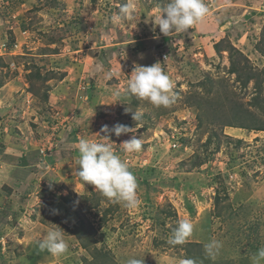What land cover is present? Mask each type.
<instances>
[{"label":"rangeland","instance_id":"374dc122","mask_svg":"<svg viewBox=\"0 0 264 264\" xmlns=\"http://www.w3.org/2000/svg\"><path fill=\"white\" fill-rule=\"evenodd\" d=\"M125 2L138 6L134 29L110 21ZM166 3L0 0V264H179L188 252L195 264H252L264 247V134L242 128L264 129V89L257 97L254 81L244 88L228 72V53L214 49L229 36L261 70L254 45L264 40V0H204L201 24L164 36L154 17ZM155 63L174 81L170 107L113 95L134 66ZM36 71L48 78L33 82L37 97L26 82ZM138 109L154 123L145 132L132 119ZM116 123L136 128L143 142L129 154L120 144L131 133L110 136L137 179V210L107 202L75 172L79 140L104 142L102 126ZM181 219L191 220L193 233L183 247L171 246ZM80 220L85 248L70 231ZM57 226L69 244L60 257L39 248ZM212 239L223 245L214 260L204 251Z\"/></svg>","mask_w":264,"mask_h":264},{"label":"clouds","instance_id":"9594fccd","mask_svg":"<svg viewBox=\"0 0 264 264\" xmlns=\"http://www.w3.org/2000/svg\"><path fill=\"white\" fill-rule=\"evenodd\" d=\"M209 13L204 0H167L163 7H158L154 17V24L159 27L160 34L168 36L172 33L181 34L201 24ZM110 21L114 24L127 22L137 27L138 6L134 2L120 4L118 10L112 14ZM158 38V37H156ZM164 60V59H162ZM16 70V66H14ZM113 77L112 72L105 74L106 79ZM174 81L166 74L159 63L151 66H134L129 74L126 87L123 90H115L113 95L120 97L121 91L129 93L145 100L153 107H170L176 101V93L173 91ZM131 111V110H126ZM132 119L136 122L141 120L142 110L132 111ZM136 128L116 123L109 127L103 125L101 132L104 142L92 141L81 138L78 142V157L76 159V176L84 184L95 186L102 197L110 203H120L125 208L137 210L141 200L137 194L138 183L135 175L129 170L128 164L115 152L110 141V136L120 137L131 133V137L122 142V151L136 153L142 148V139L136 136ZM258 132V131H257ZM58 210H54L55 212ZM194 225L190 219H181L173 229L168 240L169 245H183L192 235ZM65 232L60 227L47 231L39 241V248L53 256L60 257L69 250V244L65 240ZM222 242L212 239L204 244V251L208 258L215 259L222 248ZM252 264H260L264 261V247L258 249L251 258ZM126 264H143L141 258H130ZM179 264H195L190 258H184Z\"/></svg>","mask_w":264,"mask_h":264},{"label":"trees","instance_id":"16d2710c","mask_svg":"<svg viewBox=\"0 0 264 264\" xmlns=\"http://www.w3.org/2000/svg\"><path fill=\"white\" fill-rule=\"evenodd\" d=\"M264 30V28H263ZM227 36V35H226ZM227 41H225L223 44L221 43V41L218 43V44H215L214 46V49H215V52L217 54H221L222 52H227L228 53V58H230L229 60V64H230V67L228 69V72L230 74H233L235 75L236 77V81L240 80V82H242V86L245 88L247 86V84L250 82V81H254L255 83V89L258 93L257 97H260L261 95V92L263 91L264 89V66L261 70H258L257 68H253L254 66H251V62L249 61V59L247 57H245L240 50H238L237 48H235L234 46H232L231 42L229 41L230 38L229 36L226 37ZM53 39H51L52 41ZM222 44V45H221ZM103 49H106V48H103ZM254 50L255 52L260 55L262 58H264V40H259L255 45H254ZM236 58V59H235ZM233 59H235V64L233 63ZM0 65H5L4 64V60H2V58L0 57ZM241 72H244V78H242L240 76V73ZM32 73H28L27 76H26V82L28 84V91L32 94V95H35L36 97L38 96V91H36V87H34V84L33 82L35 80H39L41 82V86H44L45 85V81H48L46 79V77L44 78H41V75L39 73V71H36L34 74ZM3 78L1 75H0V87L3 85ZM92 85H91V90H92ZM95 90V89H94ZM94 90H92L93 94H94ZM129 94V93H128ZM133 95L129 94V99L128 101L131 99L134 103V101L136 103H138V101L135 99V98H132ZM131 97V98H130ZM134 106V105H132ZM160 113V112H159ZM169 114V113H168ZM168 114H166L165 116H167ZM155 117L157 118H161L162 117V114H156ZM144 119L145 116L141 117V119ZM199 118H200V115H199ZM150 119L148 120H140L139 122V125L141 124V122H144L141 124V126L138 128V130L140 132H145L148 128H152L154 126V123L152 121H149ZM224 126H229V125H224ZM241 128V127H240ZM242 128L244 129H248L250 131H262L264 132V129L262 128H246L244 126H242ZM232 141V140H230ZM236 143H240L239 142H236ZM206 163V161L204 162V164ZM218 198L216 197L215 198V202L217 204L218 202ZM190 213H194V211H192V208L188 206L187 208ZM82 227V221H78L76 222V224L73 225V228L70 229V231H72L73 235L75 236V238L78 240V242L81 244V247H86V244H84L85 240L87 239H82L80 238V236H78V231L77 229L78 228H81ZM70 233V234H72ZM76 233V234H75ZM254 239V238H252ZM83 240V242H82ZM248 240V239H247ZM258 244V243H257ZM185 244L181 245L182 247L184 246ZM189 247H199V249L201 248V245L198 244H189ZM189 254H185L184 258H190L192 259V256H189L192 254V252H188Z\"/></svg>","mask_w":264,"mask_h":264},{"label":"crops","instance_id":"0c3cea01","mask_svg":"<svg viewBox=\"0 0 264 264\" xmlns=\"http://www.w3.org/2000/svg\"><path fill=\"white\" fill-rule=\"evenodd\" d=\"M105 46H110V47H112V46H114V45H112V44H110V45H105ZM103 48H104V46H103ZM106 48V47H105ZM23 86H25V84H22ZM27 85V84H26ZM102 88L105 90V87H104V84L102 85ZM28 99V98H27ZM128 101V100H127ZM27 102H28V100H27ZM125 103H127V102H125ZM229 127H227L225 130H224V134H226V135H229V136H231V133H233V132H231V130H233L232 128H229ZM226 130H230V133L229 132H226ZM235 130H237V129H235ZM241 130V129H240ZM238 131V130H237ZM259 134H264V132H262V131H260L259 132ZM72 138H73V136H72ZM71 138V139H72Z\"/></svg>","mask_w":264,"mask_h":264},{"label":"built area","instance_id":"2783aa9c","mask_svg":"<svg viewBox=\"0 0 264 264\" xmlns=\"http://www.w3.org/2000/svg\"><path fill=\"white\" fill-rule=\"evenodd\" d=\"M161 57H162V59H165L166 58V55L162 54Z\"/></svg>","mask_w":264,"mask_h":264}]
</instances>
